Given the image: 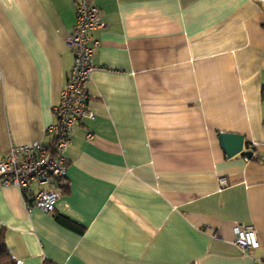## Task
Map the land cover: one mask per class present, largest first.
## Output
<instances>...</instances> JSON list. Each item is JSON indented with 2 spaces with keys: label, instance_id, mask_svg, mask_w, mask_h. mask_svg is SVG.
<instances>
[{
  "label": "crops",
  "instance_id": "obj_1",
  "mask_svg": "<svg viewBox=\"0 0 264 264\" xmlns=\"http://www.w3.org/2000/svg\"><path fill=\"white\" fill-rule=\"evenodd\" d=\"M78 0H0V155L46 145ZM68 186L44 214L0 189L17 264H264V10L253 0H95ZM219 134L244 137L228 158ZM90 135V137H88ZM225 179V186L219 182ZM251 225L259 248L234 245Z\"/></svg>",
  "mask_w": 264,
  "mask_h": 264
},
{
  "label": "built area",
  "instance_id": "obj_2",
  "mask_svg": "<svg viewBox=\"0 0 264 264\" xmlns=\"http://www.w3.org/2000/svg\"><path fill=\"white\" fill-rule=\"evenodd\" d=\"M264 10V0H253ZM76 23L68 35L67 43L73 53V65L68 80L60 93L59 102L53 107L55 123L47 130L50 143L46 145L14 146L0 155V189L13 186L34 193L35 207L44 214L54 211L63 189L67 188L68 163L65 152L72 143V137L80 120H93L95 115L87 106V84L95 67V47H89L90 33L104 28L95 0H78L75 11ZM90 137V135L88 136ZM246 162L255 160L264 165V154L252 153ZM225 186V179L219 180ZM234 245L242 252L256 250L259 242L251 225H237L234 228Z\"/></svg>",
  "mask_w": 264,
  "mask_h": 264
},
{
  "label": "water",
  "instance_id": "obj_3",
  "mask_svg": "<svg viewBox=\"0 0 264 264\" xmlns=\"http://www.w3.org/2000/svg\"><path fill=\"white\" fill-rule=\"evenodd\" d=\"M219 141L228 158L234 157L243 151L244 137L241 135L219 134ZM244 155L251 157L252 153L247 152Z\"/></svg>",
  "mask_w": 264,
  "mask_h": 264
},
{
  "label": "trees",
  "instance_id": "obj_4",
  "mask_svg": "<svg viewBox=\"0 0 264 264\" xmlns=\"http://www.w3.org/2000/svg\"><path fill=\"white\" fill-rule=\"evenodd\" d=\"M0 264H17L9 255L7 246L3 238L0 239ZM46 264H50V263H46Z\"/></svg>",
  "mask_w": 264,
  "mask_h": 264
}]
</instances>
